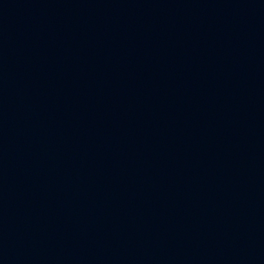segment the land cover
<instances>
[{"label":"water","instance_id":"1","mask_svg":"<svg viewBox=\"0 0 264 264\" xmlns=\"http://www.w3.org/2000/svg\"><path fill=\"white\" fill-rule=\"evenodd\" d=\"M0 264H264V0H0Z\"/></svg>","mask_w":264,"mask_h":264}]
</instances>
